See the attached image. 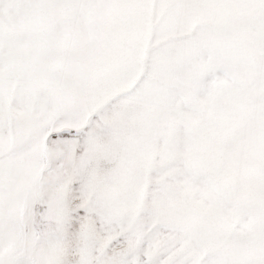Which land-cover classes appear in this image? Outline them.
Listing matches in <instances>:
<instances>
[{"label":"snow or ice","instance_id":"obj_1","mask_svg":"<svg viewBox=\"0 0 264 264\" xmlns=\"http://www.w3.org/2000/svg\"><path fill=\"white\" fill-rule=\"evenodd\" d=\"M208 13L243 40L186 35ZM225 80L205 150L186 113ZM0 264H264V0H0Z\"/></svg>","mask_w":264,"mask_h":264},{"label":"rangeland","instance_id":"obj_2","mask_svg":"<svg viewBox=\"0 0 264 264\" xmlns=\"http://www.w3.org/2000/svg\"><path fill=\"white\" fill-rule=\"evenodd\" d=\"M232 23H235L240 28V32L237 33L233 39L242 41L245 35L244 22L242 20L230 21L220 13L205 14L198 22L186 30V35H190L193 36V38L201 40L206 46L216 44L221 42L225 35L226 29ZM223 84L225 90L221 91L220 95H216L214 98H212L211 102L217 105L218 108L216 114H219L220 117L218 119H213L211 117L208 120L204 119V126H206V123H208L207 125L209 127L207 128L206 126L207 131L205 134L199 133L202 146L205 147V150H213L216 148L218 134L213 135L211 132H209V130H214V126H220L221 122L231 119L237 111V108L235 107L234 102L227 91L232 87L231 81L225 80L223 81ZM204 99L207 101L206 97ZM207 113H209V115H215V110H210ZM221 116H223V118H221ZM218 129L220 131V127H218ZM201 130L202 129L200 128L199 131ZM216 162L219 167L229 164H233L236 167L237 163H239L240 173H236L233 176L231 175V179L235 189L240 190L244 187L243 161L241 160L237 162L233 159L232 151L229 146L226 145L224 148L216 152ZM220 214L233 217L232 222L227 228V231L230 235H233L238 239H242L246 236L247 230L249 228V220L247 218L246 209L242 208L238 214L233 215L232 205L226 202L221 206ZM209 227L222 228L223 225L217 223L216 221H209Z\"/></svg>","mask_w":264,"mask_h":264},{"label":"crops","instance_id":"obj_3","mask_svg":"<svg viewBox=\"0 0 264 264\" xmlns=\"http://www.w3.org/2000/svg\"><path fill=\"white\" fill-rule=\"evenodd\" d=\"M221 92H219L218 94L216 95H220ZM207 98V101H205L204 98ZM205 97H201L200 98V103H199V108L197 111L195 112H192V111H189L186 113V116L187 118L190 120L191 122V127L194 131H196L197 133H201V134H205L207 129H206V126L207 128L209 127L206 123V126H204L205 124H203V121L204 119H209L210 117L211 118H215V119H218L220 116L219 114L217 115L216 112H217V105L215 103H211L212 102V99H209L207 96ZM212 111V110H215V115H209V111ZM221 118H223V116H221ZM218 124V123H217ZM216 124V125H217ZM181 129H182V124L180 125ZM219 126L215 127L214 126V130H209V132H211L213 135H217L219 134V129H218ZM202 129L201 131H199V129ZM213 129V128H212ZM205 149V147H204ZM207 150V149H206ZM214 150V149H213ZM217 152V151H216ZM216 166H217V169L218 170H224L226 168H230L231 169V175H235L236 173H240V165L239 163H237L236 167L232 164H229V165H226V166H218L217 165V162H216Z\"/></svg>","mask_w":264,"mask_h":264}]
</instances>
